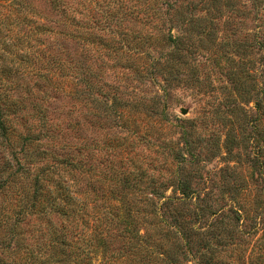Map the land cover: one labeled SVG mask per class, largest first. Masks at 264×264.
Wrapping results in <instances>:
<instances>
[{
  "label": "trees",
  "instance_id": "1",
  "mask_svg": "<svg viewBox=\"0 0 264 264\" xmlns=\"http://www.w3.org/2000/svg\"><path fill=\"white\" fill-rule=\"evenodd\" d=\"M185 1L0 0V264H176L178 245L199 247L198 264H222L198 236L222 245L228 216L189 227L206 216L185 171L202 148L231 152L240 129L218 110L226 140L206 137L209 118L193 140L198 123L171 115L169 87L182 75L198 82L201 52L235 0L188 4L206 17H185ZM92 57L127 71L121 83L163 84L151 96L126 92L99 79Z\"/></svg>",
  "mask_w": 264,
  "mask_h": 264
},
{
  "label": "rangeland",
  "instance_id": "2",
  "mask_svg": "<svg viewBox=\"0 0 264 264\" xmlns=\"http://www.w3.org/2000/svg\"><path fill=\"white\" fill-rule=\"evenodd\" d=\"M198 1L184 2L182 10L185 17H206V12L189 9V3ZM263 2L235 0L227 5L229 7L223 8L217 26H213L217 32L215 39L201 52L206 58L198 59V82L193 84L186 75H182L181 80L187 79L189 83L174 82L169 87L170 98L174 99V106L169 109L171 115L198 123L199 129L193 134V140L203 137L209 126L212 133H208L207 138L213 136L221 143L226 140L230 124L214 116L218 110L236 123L235 129H240L238 136L241 144H236L231 152L223 147L202 148L200 161L185 171L193 191L201 195V201L197 204L200 208L201 204L205 206L206 216L202 221L194 219L188 224L189 227L209 229L210 223L217 219L210 218L216 210H222L221 214L218 212L219 215L228 216L224 217L223 233L220 235L222 245L217 243L212 232L207 236H198L209 239V243L200 245L201 253L206 256L218 254L222 264H264V48L257 45L264 40ZM173 33L175 36L181 35L179 28L173 29ZM153 56L157 57V54L153 53ZM92 58L89 66L99 79L117 87L126 85L127 90L123 89L126 92L134 90L138 94L151 96L159 91V83L163 84L161 79H157L158 85L150 82L134 87L130 82L121 83L118 76H131L127 71L111 68L113 64L106 58ZM102 62H109V67H102ZM258 102L262 103L260 110H256ZM54 106L60 108L62 104L58 102ZM65 109L68 111V108ZM76 116L77 113L69 119L74 120ZM207 118L211 122L207 123L203 132L200 130L203 125L201 120ZM178 136H174V139ZM197 146L198 151L201 145ZM227 146L231 147V144ZM172 189L168 190V196L172 195ZM28 224L30 228L24 237L29 239L30 235V242L33 243L37 236L33 231L38 230L40 222L32 219ZM145 233V228L141 227L139 234L145 236ZM198 248L193 245L179 248L178 245L173 253L175 263L198 264L201 255L197 253Z\"/></svg>",
  "mask_w": 264,
  "mask_h": 264
}]
</instances>
